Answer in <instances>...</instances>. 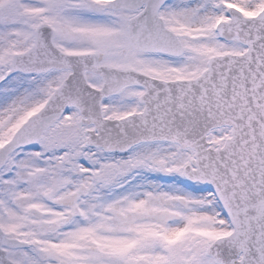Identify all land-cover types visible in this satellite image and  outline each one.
I'll list each match as a JSON object with an SVG mask.
<instances>
[{"label":"snow or ice","instance_id":"1","mask_svg":"<svg viewBox=\"0 0 264 264\" xmlns=\"http://www.w3.org/2000/svg\"><path fill=\"white\" fill-rule=\"evenodd\" d=\"M0 264H264V0H0Z\"/></svg>","mask_w":264,"mask_h":264}]
</instances>
